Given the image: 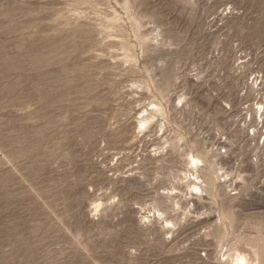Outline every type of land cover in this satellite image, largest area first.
<instances>
[{
  "label": "rangeland",
  "instance_id": "374dc122",
  "mask_svg": "<svg viewBox=\"0 0 264 264\" xmlns=\"http://www.w3.org/2000/svg\"><path fill=\"white\" fill-rule=\"evenodd\" d=\"M226 251L264 264V0H0V264Z\"/></svg>",
  "mask_w": 264,
  "mask_h": 264
},
{
  "label": "bare ground",
  "instance_id": "6f19581e",
  "mask_svg": "<svg viewBox=\"0 0 264 264\" xmlns=\"http://www.w3.org/2000/svg\"><path fill=\"white\" fill-rule=\"evenodd\" d=\"M189 167H190V171H191V174L194 175V179L195 181L194 182H191L190 183V188L192 190V193L195 194V193H198V192H202V186L200 185V179H199V176H197V173L199 171V160L197 158H195L194 156H190L189 157ZM189 171V172H190ZM193 171V172H192ZM196 174V175H195ZM173 191V190H172ZM170 194V193H169ZM101 206V205H100ZM159 212V211H157ZM147 216V215H146ZM162 216H164L162 214ZM146 218V217H145ZM148 218V217H147ZM160 218V217H159ZM166 223V227L167 228H170L171 226V221L170 220H165L164 221ZM173 227V226H172ZM227 252V251H226ZM237 253V256H233L231 258V260L229 259V254L228 252L225 253L223 255V257H227V260L229 259L231 262V264H257L256 262H252L250 261L247 256L239 251H235ZM249 257V256H248Z\"/></svg>",
  "mask_w": 264,
  "mask_h": 264
}]
</instances>
